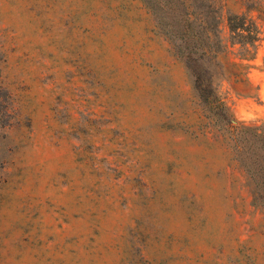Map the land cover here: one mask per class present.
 Wrapping results in <instances>:
<instances>
[{
    "label": "rangeland",
    "instance_id": "obj_1",
    "mask_svg": "<svg viewBox=\"0 0 264 264\" xmlns=\"http://www.w3.org/2000/svg\"><path fill=\"white\" fill-rule=\"evenodd\" d=\"M208 1L223 36L260 28L256 89L219 92L264 123V0ZM181 5L0 0V264H264V202L166 32Z\"/></svg>",
    "mask_w": 264,
    "mask_h": 264
},
{
    "label": "trees",
    "instance_id": "obj_2",
    "mask_svg": "<svg viewBox=\"0 0 264 264\" xmlns=\"http://www.w3.org/2000/svg\"><path fill=\"white\" fill-rule=\"evenodd\" d=\"M193 1L197 13L191 16L183 5L177 6L181 19L165 17L166 32L184 58L192 89L206 115L229 138L233 158L254 186L255 200L264 202V123L236 120L219 92L223 80L232 85L242 83L246 94L256 89L247 73L260 28L246 12L230 13L226 17L227 35L223 36L218 9L208 0ZM250 2L253 6L254 0Z\"/></svg>",
    "mask_w": 264,
    "mask_h": 264
}]
</instances>
